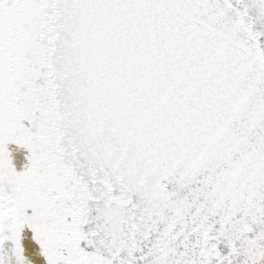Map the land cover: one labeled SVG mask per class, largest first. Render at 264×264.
<instances>
[{
  "label": "snow or ice",
  "instance_id": "obj_1",
  "mask_svg": "<svg viewBox=\"0 0 264 264\" xmlns=\"http://www.w3.org/2000/svg\"><path fill=\"white\" fill-rule=\"evenodd\" d=\"M0 264H264V0H0Z\"/></svg>",
  "mask_w": 264,
  "mask_h": 264
}]
</instances>
